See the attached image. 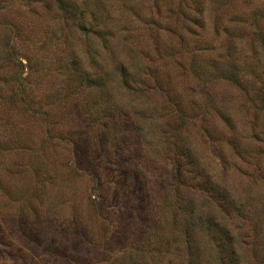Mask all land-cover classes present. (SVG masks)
Here are the masks:
<instances>
[{"label": "rangeland", "instance_id": "1", "mask_svg": "<svg viewBox=\"0 0 264 264\" xmlns=\"http://www.w3.org/2000/svg\"><path fill=\"white\" fill-rule=\"evenodd\" d=\"M0 264H264V0H0Z\"/></svg>", "mask_w": 264, "mask_h": 264}]
</instances>
